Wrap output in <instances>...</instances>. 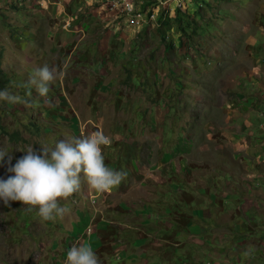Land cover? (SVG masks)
<instances>
[{
    "label": "rangeland",
    "instance_id": "1",
    "mask_svg": "<svg viewBox=\"0 0 264 264\" xmlns=\"http://www.w3.org/2000/svg\"><path fill=\"white\" fill-rule=\"evenodd\" d=\"M44 64L47 98L23 86ZM6 87L30 100L0 102L11 164L101 130L127 175L103 193L81 177L55 221L0 201V264L80 243L100 264H264V0H0Z\"/></svg>",
    "mask_w": 264,
    "mask_h": 264
},
{
    "label": "clouds",
    "instance_id": "2",
    "mask_svg": "<svg viewBox=\"0 0 264 264\" xmlns=\"http://www.w3.org/2000/svg\"><path fill=\"white\" fill-rule=\"evenodd\" d=\"M54 72L47 64L36 67L23 86L34 88L39 96L47 98ZM0 102L30 105V100L7 87L0 89ZM110 143L101 130L82 137H62L51 147L41 145L38 151L28 147L14 164L11 154L0 151V165L9 164L6 170L13 174L0 178V201L5 206L10 201H19L27 206V212L35 209L41 221L62 218L68 209L61 206L60 200L79 190L81 177L97 193L110 191L126 177L125 171L105 164L102 149ZM64 264H100V261L90 244L80 243L67 249Z\"/></svg>",
    "mask_w": 264,
    "mask_h": 264
},
{
    "label": "trees",
    "instance_id": "3",
    "mask_svg": "<svg viewBox=\"0 0 264 264\" xmlns=\"http://www.w3.org/2000/svg\"><path fill=\"white\" fill-rule=\"evenodd\" d=\"M176 12V10H175ZM179 21H181V19H178ZM189 25H187V27H184V25H178L177 26V31H179L182 34H185L187 36V40L189 38H191V34L190 33H194V26L192 25V23H188ZM187 28H189V31H187Z\"/></svg>",
    "mask_w": 264,
    "mask_h": 264
}]
</instances>
